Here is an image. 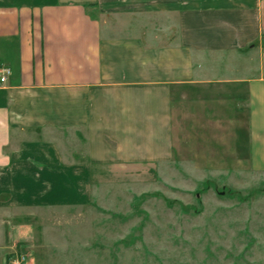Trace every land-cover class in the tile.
Segmentation results:
<instances>
[{
	"label": "crops",
	"instance_id": "0c3cea01",
	"mask_svg": "<svg viewBox=\"0 0 264 264\" xmlns=\"http://www.w3.org/2000/svg\"><path fill=\"white\" fill-rule=\"evenodd\" d=\"M190 158L264 165V0H0V264L16 199Z\"/></svg>",
	"mask_w": 264,
	"mask_h": 264
},
{
	"label": "rangeland",
	"instance_id": "374dc122",
	"mask_svg": "<svg viewBox=\"0 0 264 264\" xmlns=\"http://www.w3.org/2000/svg\"><path fill=\"white\" fill-rule=\"evenodd\" d=\"M64 184L16 199L4 264H264V165L190 158L116 168L86 194Z\"/></svg>",
	"mask_w": 264,
	"mask_h": 264
},
{
	"label": "built area",
	"instance_id": "2783aa9c",
	"mask_svg": "<svg viewBox=\"0 0 264 264\" xmlns=\"http://www.w3.org/2000/svg\"><path fill=\"white\" fill-rule=\"evenodd\" d=\"M10 74H11L10 69L4 68L1 74V82L5 83L8 80ZM26 261L27 258L25 255L16 254L10 259L9 264H26Z\"/></svg>",
	"mask_w": 264,
	"mask_h": 264
}]
</instances>
